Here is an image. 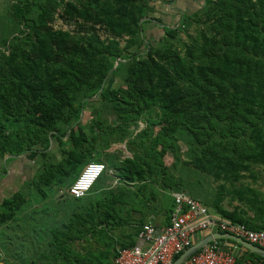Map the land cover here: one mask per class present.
I'll return each mask as SVG.
<instances>
[{
	"label": "trees",
	"instance_id": "trees-1",
	"mask_svg": "<svg viewBox=\"0 0 264 264\" xmlns=\"http://www.w3.org/2000/svg\"><path fill=\"white\" fill-rule=\"evenodd\" d=\"M59 10L73 29L54 27ZM152 12L151 0L10 2L8 23L0 24V159L9 155V162L38 147L46 155L51 138L63 144L67 136L73 145L63 149L62 161H45L28 183L44 197L56 186L69 191L92 160L83 153L92 155L96 148L97 136L90 140L80 121L93 97L118 118L105 129L100 116L92 121L94 133L96 125L103 130V149L128 138L133 156L111 155L87 195L76 198L69 192L70 198L57 200L59 207L36 211L48 228L44 239L17 251L2 244L0 261L20 257L21 264H114L122 248L138 244L135 237L145 219L133 223L131 231L125 223L134 211L151 215L163 190L192 189L224 217L264 229L262 194L238 184L247 172L257 177L255 166L264 169V0H204L200 9L181 15L179 26L165 25L155 44L147 41L144 28L161 20ZM193 23L198 33L182 50L180 33ZM111 77L122 83L106 90ZM141 121L147 126L135 135ZM180 140L188 145L186 160ZM168 154L172 165L165 162ZM189 164L194 174L219 183L214 194L203 191L201 179L174 174L172 168L179 167L192 172ZM110 169L118 171L116 186ZM225 191L238 204L223 206ZM27 202L20 190L3 198L0 229H8L19 214L31 218L32 212L23 211ZM121 232L127 239L118 237ZM238 245V264L264 262ZM25 252L29 259L23 260Z\"/></svg>",
	"mask_w": 264,
	"mask_h": 264
},
{
	"label": "rangeland",
	"instance_id": "rangeland-1",
	"mask_svg": "<svg viewBox=\"0 0 264 264\" xmlns=\"http://www.w3.org/2000/svg\"><path fill=\"white\" fill-rule=\"evenodd\" d=\"M12 0H0V24L3 27L2 21L5 23H8L9 19V4ZM151 3L155 6V12L152 14L156 16L157 18H160V21H152L144 24L145 30L151 29L152 32H148L147 41L153 42L155 44L157 40H159L162 36H164V26L170 25V26H179L180 20H181V14L180 16L178 13L174 12L171 8V6H176V8L181 9L185 14L186 13H193L192 10L195 8L191 6L190 4H187L188 1L185 2L182 0H151ZM177 5H179L177 7ZM203 4L200 5L198 9L201 8ZM197 9V10H198ZM173 10V16H171V11ZM59 10L56 14L57 19L54 22V27L56 28H64V29H73L74 24L71 22L65 21L63 18L60 17ZM198 27L199 25L196 23H193L187 31H182L180 33V38L182 41H178L177 45L181 47L183 50L184 48V42H189L191 39V36H195L198 33ZM105 34L103 35V37ZM124 43V42H122ZM122 83V78L120 77H111L108 80L107 89L109 90L113 86L120 85ZM100 116V120L104 122L102 127L105 129L107 124H115L118 121V118L116 117V114L112 111H108L107 109H104L101 105V102L99 98L93 97L92 99L88 100V103L85 105L82 116H81V123L85 125L84 131L87 134V137L91 140L92 136L95 134L97 136V139L95 140L96 148L94 149L93 154L91 155L89 152L85 151L84 159L86 161H102L105 164L108 165V161L112 158L111 155H114L117 151L116 149H121L123 146H125V142H114L110 145L109 148L103 149V130L100 129V126H95V133L91 130V124L94 118H98ZM146 122H140V126L135 128L134 134L141 131V128L146 127ZM134 126H132L133 128ZM69 134V133H68ZM67 136L64 138L66 141L62 144L58 137L51 138L50 140V148L47 151V154H42L41 151L43 149L41 147H38L39 150L29 151L27 153H24L23 155H20L16 157L12 161H7L6 157L8 155H5L3 159H0V203L2 202L3 198L12 196L15 194L18 190L23 191L27 194L28 202L27 206L24 208V213L26 212H32L31 218H24L22 215H18L14 221L10 222L12 225L10 227H2L0 229V247L2 244L9 245L11 248L13 247L15 251L21 247V245L26 246L27 244L30 245H38L43 239L44 235L43 232H47L48 228L44 221H40L38 217H42V214L36 212L39 211L40 208L43 207L52 209L53 207H59L60 203L57 201L58 199L64 198V196L69 197V191L68 187H62L61 189H58L59 187L56 186L53 189L47 190V197L42 196L40 193L37 192L35 188H32L28 180H30L33 176L37 175L40 171V169L43 166V163L46 161L49 164H57L63 159V149L70 148L73 144L69 140H67ZM179 145L181 147V154H182V160H186L187 156L185 155V151L188 149V145L183 141H179ZM41 149V151H40ZM92 156V157H91ZM180 157V155H179ZM8 158V157H7ZM174 158L171 154H168L165 156V162L169 165H172ZM89 161V162H91ZM6 163V168H4V165ZM56 167V166H55ZM189 167H191V171H187L183 167L175 168L172 170L174 171V174L176 176H183L186 180H193L197 181L201 179L199 185L203 187V191L207 189L210 193L214 194L216 189L219 187V183L213 180L211 176H200L197 174H194L195 168L193 165L189 164ZM107 174L110 176H113L112 185L116 186L120 179L118 174V171L115 169H110L107 171ZM254 174L257 175L256 178L251 177V173L247 172L246 177H244L238 184H245L253 186L254 188L258 189L259 192L262 194L264 198V169L262 167L255 166L254 167ZM201 177V178H200ZM233 186L228 184V188L231 189ZM162 189V188H161ZM192 194L195 197H201L200 199L204 200V195L198 194L197 192L185 190ZM170 194V195H169ZM198 195V196H197ZM161 197L162 201L158 202L156 208L153 210V214H157L158 212H162L165 216L168 211L172 208L174 204V199L172 197L171 192H167L165 190L161 191ZM173 199V203H172ZM58 202V203H57ZM221 204L227 208H232L234 205L238 204V201L233 200L231 197V194L228 191H225V198L222 199ZM35 212V213H34ZM30 214V213H29ZM161 214V213H160ZM35 217V220L32 218ZM146 218V217H145ZM148 219V218H147ZM145 219V221L147 220ZM136 221L135 216H133L128 223L127 231H131L133 228V222ZM155 221V220H153ZM129 226H131L129 228ZM11 228L13 231H11ZM7 230H9L7 232ZM6 231V232H5ZM19 232L23 233V236L21 238L17 237L19 235ZM2 233H5L3 236ZM127 234L130 235L129 232ZM122 241L121 239H119ZM13 245V246H11ZM81 247V245L79 244ZM244 247V246H243ZM245 248V247H244ZM15 251L14 254L15 255ZM27 257V255H24ZM39 257V255L37 256ZM28 258V257H27ZM29 259V258H28ZM13 260V259H12ZM2 264H18V262L12 261L11 263H6L4 260L0 261ZM25 264V263H24Z\"/></svg>",
	"mask_w": 264,
	"mask_h": 264
},
{
	"label": "built area",
	"instance_id": "built-area-1",
	"mask_svg": "<svg viewBox=\"0 0 264 264\" xmlns=\"http://www.w3.org/2000/svg\"><path fill=\"white\" fill-rule=\"evenodd\" d=\"M106 170L107 165L102 161L89 162L70 186V194L76 198L87 195ZM172 196L174 207L169 222L162 227L145 222L137 236L142 243L122 248L114 264H173L177 255L215 232L238 236L264 247V229H251L230 220L187 191H175ZM238 244L228 236L214 237L181 264H238L241 255ZM242 264L264 262L245 260Z\"/></svg>",
	"mask_w": 264,
	"mask_h": 264
},
{
	"label": "crops",
	"instance_id": "crops-1",
	"mask_svg": "<svg viewBox=\"0 0 264 264\" xmlns=\"http://www.w3.org/2000/svg\"><path fill=\"white\" fill-rule=\"evenodd\" d=\"M182 1H186V0H182ZM188 1V3L187 4H190L191 6H193L195 9L194 10H192V12H194V11H196L199 7H200V5L201 4H204V0H187ZM179 5H177V7H178ZM171 8L173 9V10H175L174 12L176 13H178V15L180 16V14L182 15V14H185L181 9H177L176 8V6H171ZM173 10L171 11V16H173L174 14H173ZM148 32H152L151 31V29H147V30H145V35L147 34L148 35ZM141 129H143V128H141ZM136 132V131H135ZM137 133H138V131H137ZM136 133V134H137ZM135 134V135H136ZM134 135V136H135ZM127 140H128V138L124 141L125 142V146H123V148H121V149H116V153H115V155L116 156H118V157H120V158H122V159H124V158H126V157H131V156H133V154H132V152L129 150V148H128V146H127ZM122 143V142H121ZM172 194V193H171ZM141 197V196H140ZM173 197V196H172ZM141 199H142V197H141ZM143 200V199H142ZM172 203H173V199H172ZM170 212H171V210L170 211H168V213H166V215L164 216L163 215V213L162 212H158L157 214H151V215H148V216H145L144 214H142L141 212H139V211H134V213H133V215L135 216V219H136V221H134L133 223H136V222H139L142 218H143V220L144 219H147L146 221L144 220V222H147V221H151V222H153V223H155L157 226H159V227H162V226H164V225H166L168 222H169V216H170ZM161 213V214H160ZM144 217H146V218H144ZM131 219V218H130ZM130 219H128V221L125 223V228L127 229L128 228V223H129V220ZM153 220H155V221H153ZM132 225V224H131ZM131 226H129V228H130ZM11 231H13V229H11ZM23 236V233L22 232H19V235H17V237H19V238H21ZM124 234H123V232H121L119 235H118V237H120L121 239H124ZM125 238H126V236H125ZM136 238V240H137V242L138 243H142L139 239H138V237L136 236L135 237ZM127 239V238H126ZM129 239V238H128ZM25 255H27V257L29 258V253H26L25 252ZM27 257H25V258H23V260H25V259H28ZM21 259H20V257H15V258H13V261H15V262H21L20 261ZM18 264H21V263H18Z\"/></svg>",
	"mask_w": 264,
	"mask_h": 264
},
{
	"label": "water",
	"instance_id": "water-1",
	"mask_svg": "<svg viewBox=\"0 0 264 264\" xmlns=\"http://www.w3.org/2000/svg\"><path fill=\"white\" fill-rule=\"evenodd\" d=\"M148 18L149 17H146L144 19H148ZM144 19H142L141 22H143ZM119 60L120 59H117L116 65L114 66L113 70L119 64ZM7 157H9V155ZM7 157H6V159H7ZM222 236L223 237L224 236L231 237L234 240H236L237 242H239L242 246H244L249 251H251L253 253H256V254H259L260 256L264 257V247L255 245V244H253V243H251V242H249V241H247V240H245V239H243L241 237H238V236H234V235H230V234H225V233L215 232V233L209 234V235L205 236L204 238H202V239L198 240L197 242H195L191 247H189L188 249H186L178 258H176V260L173 262V264H181L191 254H193L194 252H196L197 250H199L201 247H203L205 244H207L214 237H222Z\"/></svg>",
	"mask_w": 264,
	"mask_h": 264
}]
</instances>
